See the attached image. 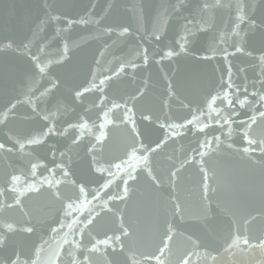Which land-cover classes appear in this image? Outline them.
<instances>
[{
  "label": "water",
  "instance_id": "1",
  "mask_svg": "<svg viewBox=\"0 0 264 264\" xmlns=\"http://www.w3.org/2000/svg\"><path fill=\"white\" fill-rule=\"evenodd\" d=\"M241 4L254 9L250 14L257 25L250 29L247 22L242 23V39L233 32L236 9ZM261 20L264 0H0V112L9 101L16 104L7 121L0 124V143L12 148L0 150V189L5 190L0 195V225L8 222L19 227L30 220L35 229L30 234L9 233L7 245L0 248V261L15 258L17 252L22 260L35 259L34 253L40 248L39 264H71L73 257L83 260L84 255L91 256V264H107L103 250L94 254L86 250L90 247L88 231L96 234L98 225L80 233L88 216L96 217L97 213L100 224L113 226V213L106 209L101 212L107 201L114 212H123L136 233L134 240H125L124 252L106 250L111 264H133V257L137 264H156L155 259L146 261L144 257L154 251L165 221L172 223L177 233L165 264H180L181 255L191 249L187 240L190 235L200 245L192 249V264H213L212 257L215 264H264V249L259 247L238 242L225 251L235 236L245 235V219L250 220L246 234L251 244L256 245L258 237L264 238V118L259 116L264 103L257 102L258 95H251L264 94V67L259 60L264 54ZM124 27L129 32L122 36ZM187 31L195 33L188 38V51L157 63L163 51L173 47L180 51L178 43ZM237 44L242 52L235 51ZM144 49L148 50L147 64ZM205 56L209 59H203ZM33 57L46 69L44 74L34 72ZM130 62L137 67L128 66ZM122 64L125 70L114 75ZM229 66L234 85L232 107L227 97L223 102L205 103L211 95L224 97L222 80L226 88ZM93 76L97 84L101 78L112 79L106 82L103 93L94 90L76 99L79 86H89L85 82H91ZM49 81L57 86L42 95L51 88ZM138 90L143 96L135 102V118L143 143L165 139V129L159 124L166 120L184 123L190 119L193 124L178 130L180 135L172 136L150 154L149 166L161 181L159 188L138 167V179L129 182L128 199L109 201L108 195L122 191L123 173L114 168L95 172L93 155L107 168L109 162H118L129 150L132 137L120 123L121 108L110 113L104 130L106 139L97 143V116L105 107L111 108L113 100L120 104L127 100L131 106L130 98ZM101 95L107 98L106 106L100 105ZM236 97L245 100L243 106L236 103ZM141 112H151L153 120L141 121ZM253 115L255 123L250 119ZM70 123L86 127L69 128ZM49 128L53 129L50 134L41 135ZM245 132L255 144L248 145ZM77 136L81 138L74 143ZM30 137L43 142L28 144ZM214 137L220 138L219 145L213 140L211 148L203 149V158L193 151L200 150L202 141ZM18 139L25 143L23 150L16 145ZM93 145L96 150L90 152ZM244 148L249 151L245 153ZM186 159L197 163L189 162L181 168ZM33 162L46 166L38 168L36 178L29 174ZM59 163L69 171L67 177L56 169ZM201 167L209 177L207 200ZM47 169H55V179ZM176 169L180 171L173 184L170 173ZM12 175L20 177L16 192L8 190ZM43 177L52 182L51 187L46 182L41 186L39 179ZM106 180L112 183L100 189L102 195L107 193L102 200L79 196L78 185L91 192ZM26 181L35 183L39 192L26 191ZM17 197L22 207H7ZM69 198L74 207L70 215H65L63 208ZM173 199L183 206V219L172 214ZM73 241H79L80 247Z\"/></svg>",
  "mask_w": 264,
  "mask_h": 264
},
{
  "label": "snow or ice",
  "instance_id": "2",
  "mask_svg": "<svg viewBox=\"0 0 264 264\" xmlns=\"http://www.w3.org/2000/svg\"><path fill=\"white\" fill-rule=\"evenodd\" d=\"M217 3H219V0H217ZM205 8L208 7L207 4L204 5ZM254 9H250L247 4H241L237 7L236 9V25L233 28V32L237 37L242 39L240 36V25L242 23L247 22L249 25L250 29H255L257 27L256 22L252 15L250 14ZM189 23H192V21H189ZM261 26H264V20H261ZM203 30V29H201ZM110 31V30H109ZM129 32V29L127 27L122 28L120 35H125ZM195 33L191 31H187V35L181 37V41L178 43L179 47V52L176 50L175 47L169 48L165 51H163V54L161 55V58L159 61H156L157 63H160L164 59H171L174 56L180 55L181 52H187L188 49L186 45L188 44V38L190 36H194ZM157 40H160L161 37L159 35L156 36ZM8 47H11V44L8 45ZM244 49L239 46V44L236 45L235 51L236 52H242ZM227 51V50H225ZM251 55V53H248ZM203 59H209V57L205 56ZM33 60L36 62L34 65V72L36 74H44L46 72V69L41 66L39 60L37 57H33ZM143 60L144 63L147 64L149 62V56H148V50L144 49V55H143ZM259 60L261 62V66L264 67V54H262L259 57ZM57 63H62V61H57ZM131 68L135 69L137 65L135 63L130 62L129 65ZM125 70V65H121L119 70L114 73V75H119L120 72H123ZM231 67L229 66L228 69V81L226 88L223 85V80H222V91H224V97H221L219 94L216 95H211V100L208 101L206 100L205 103H211L215 104L217 100L224 101L225 97H227V104L229 107H232L233 105V100L231 98L232 92L231 90L233 89L234 85L231 80ZM264 75V73H262ZM112 77H104L101 78L99 83H96V78L93 76V79L91 82H85L86 84H89V86H84L81 85L79 86L78 90L75 92V97L76 99H82L85 93H89L92 91H99L100 93L104 92V86L107 81L111 80ZM51 84V88H46L42 95L48 94L51 92L52 89H54L57 84L52 83L49 81ZM264 84V81L261 82ZM82 89V90H81ZM32 89L29 88V92H31ZM172 91V85L169 84V92L171 93ZM237 91H238V86H237ZM245 91H247V86H245ZM27 95V94H26ZM251 95L256 96L258 95V103H264V94H258L256 92L251 93ZM138 96H143V92L138 90L137 95H133L130 99L133 102L131 106L129 105V102L125 100L123 104L117 103L115 100H113L111 108H106L105 110L102 111L101 113L98 114L97 120L99 121L98 124V130L99 134L96 135V141L97 143H101L106 139V132L105 127L106 124L109 123V115L113 110H119L123 109L121 118H120V123L125 126V128L128 130L129 135L132 137V143L129 146V150H126L123 154L122 158H118V162H109L108 167L105 168L103 167L99 161H97V158L95 155H93V167L95 172L98 173H103L105 171H110V169L114 168L118 173H123V175L120 177V179L123 182V188L121 192H117L116 194L113 195H108V200L109 201H126L128 199V194H129V182L130 181H136L138 179L137 175V169L138 167L141 168L142 171H146L147 178L153 183V185L157 188L161 186V181L158 176H156L153 172V170L149 166V161H150V154H154L157 152L161 147L167 142V140L171 139L172 136H178L180 135L181 129L187 128L189 125L193 124V120H186L184 123H172L168 122L167 120L163 123L159 124L160 129H165L164 131V137L165 139L159 140V142L152 141L150 144H145L142 142V136L143 133L140 131V129L137 127V121H136V107H135V102L138 99ZM247 99V96H245V100ZM106 100L107 98L103 95L100 97V105H105L106 106ZM245 100H241L239 97H236V103H239L241 106L244 105ZM31 102V101H29ZM16 109V104L11 103L9 101V105L5 106L2 112H0V124H4L10 113H12ZM35 110V109H33ZM202 111V110H201ZM259 116L261 118H264V112H260ZM45 120L48 119L47 116L44 117ZM140 119L141 121H149L151 122L153 120V116L151 112H141L140 114ZM251 122L255 123L256 117L253 115L251 118ZM157 121H159V117L156 118ZM225 124L228 123L227 120L224 121ZM94 127H97V125H93ZM251 125H249L250 127ZM86 127V124L79 123V124H69V128H84ZM53 131V129L49 128L47 132L42 133L41 135L47 136ZM67 131V130H65ZM201 132L204 131L203 128L200 129ZM81 137L77 136L76 139L73 141L74 143L77 142ZM11 139V137H9ZM159 139V138H158ZM244 139L247 141L248 145L251 146L256 143L254 139L249 138V134L247 132L244 133ZM213 140L219 145L220 138L219 137H214L213 139H205L202 141L199 145V149H194V152H198L199 156L201 158L204 157L205 151L203 149L211 148ZM43 141L37 140L35 138H27V143L28 144H39L42 143ZM154 144V147L152 146ZM262 145H264V141L261 142ZM16 145H18L19 149L23 150L25 148V143L20 142L18 139L16 141ZM231 147V145H229ZM6 145L4 143H0V150H5ZM7 151H12V148H7ZM96 147L95 145L92 146V148L89 149L90 152H95ZM243 151L247 153L249 151V148H244ZM262 151H264V147H262ZM63 155V153L61 154ZM189 162L192 163H197L194 159L189 161L186 159L182 164L181 168H183L184 164H187ZM202 163V160L199 162ZM40 167H46L42 165L40 162H33L31 163V168H30V175L33 178L37 177V170ZM56 169H60L62 171V174L64 177H67L70 173L69 171L64 167L63 163H59L56 165ZM49 173L53 175V178L55 179V169H47ZM180 169H176L175 171H172L170 173V180L173 184H175L176 179L178 178ZM200 171L204 173V189H205V196L204 199L207 200V190H208V174L206 170L201 167ZM116 173H112V175H115ZM20 180V177L17 175H12L11 179L8 184V190L11 192H16V184ZM48 183L49 187H51L52 182L47 180L46 177L40 178L39 183L41 186L44 183ZM26 183V191H34V192H39V188L35 187V183H30V182H25ZM57 184L61 183V181H56ZM75 185V182H73ZM112 183L110 180H106L103 185H100V188L97 189H92L91 192L88 191V189L83 185L80 184L78 185V193L79 196H83L85 200H87L88 195H91L92 201L96 200H102L103 195H107V193H104L103 195L101 194L100 189L103 188H108V186ZM4 189H0V195L4 194ZM56 197L59 199L60 198V192L59 190L56 191L55 193ZM79 196L77 199H79ZM89 204H91V201H88ZM13 206L17 207H22V201L19 197H17L14 200L13 204H8L7 207L11 208ZM74 207V202L69 198V202L64 205V212L65 215H70L69 210ZM170 208L172 211V214L175 216H180L181 219L184 217V208L181 205V203L177 199H173L170 202ZM105 209L109 213H113V226L111 228H108L104 224H100L98 222L97 217H100V213L96 214V217H93L92 215H89L86 221H84V228L80 229V233L83 234V232L89 228V226H95L98 225L99 231L96 232V234H93L92 231H88V244L90 247H87V252L88 253H101L102 250L104 251V258L107 262V264H111V261L108 260V254H107V249H111L113 254H116L118 252H124L126 249V244L125 240H134V237L136 236L135 231L133 230V226L129 223H127L124 219L123 212L117 209L115 212L113 211L112 207H109L108 202L104 201L103 207L101 208V212H104ZM25 215H28L26 212L24 213ZM256 217H251V220H255ZM73 223H80L79 220H74ZM235 223V221H234ZM250 223L249 219L244 220V225H245V235L241 237L240 235L235 236L232 239V243L227 244V248H225V251H228L233 244H236L238 242H242L245 245H248L249 247H259L261 249H264V238H257V243L256 245L251 244V238L246 234L247 233V225ZM166 227H164L160 233L158 240L155 241V249L152 253L148 254L147 256L144 257L146 261H150L151 259L156 260V264H165V259H166V254L171 251V246L172 242L175 239V236L177 235L175 226L168 222L165 221ZM63 221L61 222V227H63ZM68 227H72L71 224L68 225ZM34 226L31 225L30 220L25 222L22 226H17L14 223H4L0 225V248H4L7 245V238L9 233H15L16 231H22L24 233H33L34 232ZM53 232H56L57 229L53 228ZM237 232H239V227L237 228ZM187 240L189 241L191 245V249H186L185 252L181 255L180 257V264H192L191 261V256L193 254L192 249H195L199 247L200 245L198 244L197 240H194L192 236H188ZM65 243H68L67 240H65ZM227 243V241H225ZM72 244L75 245V247L79 248L80 247V242L79 241H73ZM41 249L37 248L34 255L35 259H21V254L17 252L15 254V258L12 256H9L6 261H0V264H39V253ZM215 257H212L213 264H215ZM133 264H137L135 258H132ZM71 264H91V256L90 255H84L83 260H79L75 257H73Z\"/></svg>",
  "mask_w": 264,
  "mask_h": 264
}]
</instances>
